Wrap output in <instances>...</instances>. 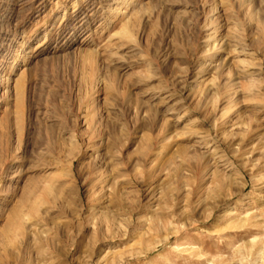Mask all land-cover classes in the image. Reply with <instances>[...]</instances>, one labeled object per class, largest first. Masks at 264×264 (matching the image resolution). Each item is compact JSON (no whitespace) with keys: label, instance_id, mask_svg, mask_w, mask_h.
I'll use <instances>...</instances> for the list:
<instances>
[{"label":"rangeland","instance_id":"374dc122","mask_svg":"<svg viewBox=\"0 0 264 264\" xmlns=\"http://www.w3.org/2000/svg\"><path fill=\"white\" fill-rule=\"evenodd\" d=\"M0 264H264V0H0Z\"/></svg>","mask_w":264,"mask_h":264},{"label":"bare ground","instance_id":"6f19581e","mask_svg":"<svg viewBox=\"0 0 264 264\" xmlns=\"http://www.w3.org/2000/svg\"><path fill=\"white\" fill-rule=\"evenodd\" d=\"M132 30V29H131ZM133 31V30H132ZM131 31V32H132ZM130 32V31H129ZM133 34V33H132ZM2 77V76H1ZM8 82H10V80H8L7 81V83ZM16 82V84H14V90L16 91V94H17V96H18V98H19V96H20V90H21V86H20V83H19V81L17 82V81H15ZM9 85H10V83L8 84V88H9V91H10V87H9ZM11 86V85H10ZM11 92V91H10ZM18 92V93H17ZM19 94V95H18ZM20 103V102H19Z\"/></svg>","mask_w":264,"mask_h":264}]
</instances>
